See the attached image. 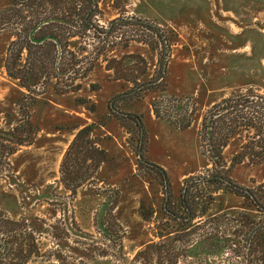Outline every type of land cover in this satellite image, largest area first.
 <instances>
[{
	"label": "rangeland",
	"instance_id": "1",
	"mask_svg": "<svg viewBox=\"0 0 264 264\" xmlns=\"http://www.w3.org/2000/svg\"><path fill=\"white\" fill-rule=\"evenodd\" d=\"M8 3L9 0H0V9ZM99 8V22L104 28L117 18L132 22L118 30L116 38L122 44L129 40L128 46L118 45L105 56L121 59L122 73L130 79L137 77L138 82L115 78L114 71L105 68L107 61L103 56L82 81L81 90L58 94L49 89L35 96L32 118L39 132L30 146L21 148L11 158L15 176L0 183V210L14 219L24 216L38 224L43 250L61 248L67 255H73L71 249L75 244L69 239L50 238L43 232L46 225L41 221L53 224L63 220L75 233L71 226L73 217L74 227L82 232L79 237L91 240L85 235L90 234L98 239L95 219H99L104 197H113L117 192L114 214L125 232L121 252L127 262L118 255L86 260L78 254L68 261L130 264L135 253L153 238V220L162 216L163 191L155 172L139 164L136 128L132 121L121 122L111 113V98L128 88L137 90L143 81L157 84L117 105L122 111L141 116L145 156L149 163L165 170L177 198L184 178L205 173L206 160L201 155L198 137L205 110L233 92L255 89L264 93V0H99ZM135 20L151 23L168 35L169 47L164 49L153 34L143 33ZM7 44L8 37L0 35V125L8 120L7 114L15 117V101L26 93L5 73ZM162 61L167 62L164 71ZM156 101L163 111L162 117L153 112ZM183 108L193 113L192 122L190 127L179 129L168 118L177 117L176 112ZM86 125H92L93 136L107 154L99 171L102 179L97 183L99 190L82 188L73 200L64 201L63 210L59 206L54 208L47 203L49 193L54 190L56 195H66L61 188L54 189L60 161L78 128ZM239 147L234 142L224 150L228 162L240 151ZM231 175L240 184L249 186L264 180V167L241 163ZM142 203L153 211L151 221L141 216ZM240 203L241 199L234 195L219 192L209 213L229 210ZM28 264L60 263L51 259ZM206 264H212V258Z\"/></svg>",
	"mask_w": 264,
	"mask_h": 264
},
{
	"label": "trees",
	"instance_id": "2",
	"mask_svg": "<svg viewBox=\"0 0 264 264\" xmlns=\"http://www.w3.org/2000/svg\"><path fill=\"white\" fill-rule=\"evenodd\" d=\"M100 17L99 0H9L0 9V35L8 37L3 59L5 73L26 92L15 101V117L7 114L8 120L0 125V183L15 176L11 158L21 148L30 146L38 135L39 127L32 118L35 96L49 89L58 94L81 90L82 81L103 56L107 61L105 68L113 70L115 78L137 84V77L130 79L122 73L121 59L105 56L118 45L128 46L129 40L122 44L116 38L118 30L132 22L117 18L104 28ZM137 22L143 33L153 34L164 49L169 47L168 35L151 23ZM140 42L153 45L144 39ZM166 64L162 61V71ZM153 85L157 84L143 81L137 90L128 88L109 102L111 113L121 122L124 119L133 122L139 164L155 172L163 191L162 216L153 220V238L135 253L130 264H206L209 258L212 264H264V180L245 186L231 175L241 163L264 167V93L255 89L233 92L205 110L198 132L201 155L206 160L205 173L184 178L176 198L165 170L149 163L145 156L141 116L122 111L117 105ZM156 103L152 105L153 112L162 117L163 111ZM188 112L189 109L183 108L176 112L177 117L170 115L168 120L177 128L186 129L193 115ZM234 142L239 143L240 151L228 162L224 150ZM106 160V151L93 136L92 125L78 128L60 161L54 188H61L66 195H56L52 190L47 203L63 210L64 201L73 200L80 189L99 190L97 183L102 182L99 171ZM219 192L241 199L240 205L210 214ZM117 196L116 192L114 198L104 197L99 219H95L98 239L90 234L85 235L91 240L79 237L82 232L74 227L73 217L71 226L75 233L63 220L53 224L42 220L46 225L43 232L55 241L71 240L76 246L71 249L72 254L83 259L118 255L127 262L121 252L125 232L114 214ZM140 214L144 220H152L153 211L143 203ZM38 229V224L26 217L14 219L0 210V264L51 259L69 264L73 255H67L61 248L42 249Z\"/></svg>",
	"mask_w": 264,
	"mask_h": 264
},
{
	"label": "crops",
	"instance_id": "3",
	"mask_svg": "<svg viewBox=\"0 0 264 264\" xmlns=\"http://www.w3.org/2000/svg\"><path fill=\"white\" fill-rule=\"evenodd\" d=\"M230 95V94H229ZM228 96V95H227ZM226 97V96H225Z\"/></svg>",
	"mask_w": 264,
	"mask_h": 264
}]
</instances>
